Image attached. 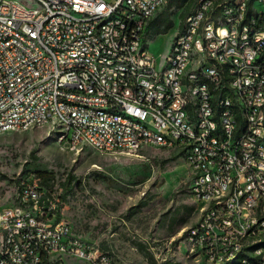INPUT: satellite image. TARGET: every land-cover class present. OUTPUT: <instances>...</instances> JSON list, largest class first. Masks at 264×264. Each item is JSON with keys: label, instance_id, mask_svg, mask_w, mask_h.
I'll return each instance as SVG.
<instances>
[{"label": "built area", "instance_id": "built-area-1", "mask_svg": "<svg viewBox=\"0 0 264 264\" xmlns=\"http://www.w3.org/2000/svg\"><path fill=\"white\" fill-rule=\"evenodd\" d=\"M32 1L0 0V135L44 127L75 152L172 149L198 205L186 250L264 264V0H195L160 65L145 30L168 0ZM60 204L17 180L0 264H114Z\"/></svg>", "mask_w": 264, "mask_h": 264}, {"label": "rangeland", "instance_id": "rangeland-1", "mask_svg": "<svg viewBox=\"0 0 264 264\" xmlns=\"http://www.w3.org/2000/svg\"><path fill=\"white\" fill-rule=\"evenodd\" d=\"M15 1L36 7L32 0ZM177 16L174 11L173 25H179ZM173 34L170 29L144 46L157 65L163 63ZM175 153L160 147H144L135 154L90 148L75 152L44 127L1 134L0 209L11 203L17 180H34L38 171L51 172L58 194V184L71 173L78 182L60 204V215L76 236L109 246L114 264H149L133 242L143 244L156 264H206L185 247L183 232L199 213L189 197L185 161L177 158L162 163ZM182 204H194L195 210L171 234L167 219Z\"/></svg>", "mask_w": 264, "mask_h": 264}, {"label": "trees", "instance_id": "trees-1", "mask_svg": "<svg viewBox=\"0 0 264 264\" xmlns=\"http://www.w3.org/2000/svg\"><path fill=\"white\" fill-rule=\"evenodd\" d=\"M195 0H168L166 5L155 14V16L148 22L146 26V37L148 40H153L157 35L167 33L173 27V21L171 16L174 11H178L179 27H181L185 16L193 8ZM33 153V152H32ZM33 155V154H31ZM180 157V153H175L167 158H165L162 163L165 164L169 161H174ZM35 159V157H33ZM36 179L39 181L42 187L47 189L49 192L55 191V177L51 172L38 171L35 173ZM77 178L71 174L67 173L64 180L58 184L60 193H58V199L62 203L66 197L71 193V189L75 183H77ZM146 201L141 202L140 205H145ZM195 210L194 204L184 205L176 208L174 214H172L168 219V230L172 234L175 232L176 228L185 225L188 222L191 214ZM184 235V232H183ZM177 241L174 242V244ZM135 247L144 256L145 260L149 264H156L151 253L146 251L143 244L139 242H133ZM229 264H233L232 262Z\"/></svg>", "mask_w": 264, "mask_h": 264}, {"label": "crops", "instance_id": "crops-1", "mask_svg": "<svg viewBox=\"0 0 264 264\" xmlns=\"http://www.w3.org/2000/svg\"><path fill=\"white\" fill-rule=\"evenodd\" d=\"M176 27H177V24H174L173 27L171 28L172 30H174V34H175V31H176ZM174 34H173V35H174ZM173 35H172V37H171V39H170V41H169V43H168V47H167L166 54H167V52H168L169 45H170V43H171V40H172V38H173ZM155 38H156V37H155ZM155 38H154L153 40H155ZM151 41H152V40H151ZM148 42H150V40H148ZM148 42H147V43H148ZM166 54H165V55H166Z\"/></svg>", "mask_w": 264, "mask_h": 264}]
</instances>
